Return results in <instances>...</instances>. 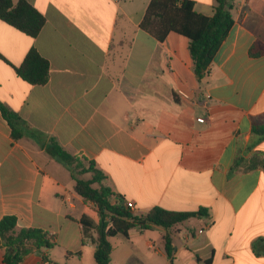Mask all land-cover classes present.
<instances>
[{
    "label": "crops",
    "instance_id": "0c3cea01",
    "mask_svg": "<svg viewBox=\"0 0 264 264\" xmlns=\"http://www.w3.org/2000/svg\"><path fill=\"white\" fill-rule=\"evenodd\" d=\"M26 1L46 19L37 37L0 20V103L24 121L14 140L0 111V220L45 229L55 246L20 264H95L96 233L79 222L87 204L47 152L53 141L94 161L136 214L207 211L116 235L110 264H171L167 233L172 264H264V140L252 133L264 123V55H249L264 45V0H232L234 24L201 83L187 38L140 28L151 0ZM192 1L213 15L216 0ZM31 49L49 62L43 86L15 71Z\"/></svg>",
    "mask_w": 264,
    "mask_h": 264
},
{
    "label": "trees",
    "instance_id": "16d2710c",
    "mask_svg": "<svg viewBox=\"0 0 264 264\" xmlns=\"http://www.w3.org/2000/svg\"><path fill=\"white\" fill-rule=\"evenodd\" d=\"M232 8V0H216L213 15L205 16L196 12L195 2L192 0H151L140 28L159 42L165 41L171 32L187 38L195 78L201 83L208 77L213 58L234 24ZM0 20L30 37H37L46 23L45 17L26 0H18L16 4L13 0H0ZM249 55H264V45L255 42ZM49 70V62L35 49H31L22 64L15 67L22 80L38 86L47 84ZM0 111L11 128L12 138L20 139L23 136L21 127L24 121L2 103ZM252 133L264 140V123L254 124ZM47 152L70 171L75 180V193L87 204L79 222L85 229H93L96 233L95 264H110L113 251L111 238L118 234L127 236L132 229L147 230L154 226L168 231L190 218L207 215L204 209L175 212L160 207H154L146 214H136L124 197L104 185L106 176L96 168L94 161L69 153L55 141L47 147ZM256 162L264 166V158ZM243 164L244 160L239 158L235 168ZM253 166L252 163L248 164L246 170ZM77 174H88L90 177L79 178ZM163 240L165 252L172 264L175 250L173 240L168 233ZM261 242L264 243V240ZM54 246L49 231L45 229H19L14 215H6L0 220V248L5 249L6 264H20L28 255L41 253Z\"/></svg>",
    "mask_w": 264,
    "mask_h": 264
},
{
    "label": "built area",
    "instance_id": "2783aa9c",
    "mask_svg": "<svg viewBox=\"0 0 264 264\" xmlns=\"http://www.w3.org/2000/svg\"><path fill=\"white\" fill-rule=\"evenodd\" d=\"M115 2H119V0H115ZM178 96L182 97V98H187V95L185 93H183L182 91H178L177 92ZM208 101H209V96L206 97V106L208 105ZM199 122H203L204 119H197ZM130 207V205H128ZM200 233H202V231H200Z\"/></svg>",
    "mask_w": 264,
    "mask_h": 264
},
{
    "label": "rangeland",
    "instance_id": "374dc122",
    "mask_svg": "<svg viewBox=\"0 0 264 264\" xmlns=\"http://www.w3.org/2000/svg\"><path fill=\"white\" fill-rule=\"evenodd\" d=\"M79 178H88L90 175L86 174V175H80V174H77Z\"/></svg>",
    "mask_w": 264,
    "mask_h": 264
}]
</instances>
